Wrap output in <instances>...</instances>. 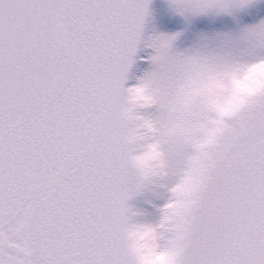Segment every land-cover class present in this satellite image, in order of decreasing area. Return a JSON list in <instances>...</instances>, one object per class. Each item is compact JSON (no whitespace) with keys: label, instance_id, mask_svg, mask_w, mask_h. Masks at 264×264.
<instances>
[{"label":"snow or ice","instance_id":"snow-or-ice-1","mask_svg":"<svg viewBox=\"0 0 264 264\" xmlns=\"http://www.w3.org/2000/svg\"><path fill=\"white\" fill-rule=\"evenodd\" d=\"M168 6L0 0V264H264V0Z\"/></svg>","mask_w":264,"mask_h":264},{"label":"rangeland","instance_id":"rangeland-1","mask_svg":"<svg viewBox=\"0 0 264 264\" xmlns=\"http://www.w3.org/2000/svg\"><path fill=\"white\" fill-rule=\"evenodd\" d=\"M151 18L148 22V30L175 31L182 27V19L174 14L168 6V0H151ZM203 18L193 22V28L199 27Z\"/></svg>","mask_w":264,"mask_h":264},{"label":"clouds","instance_id":"clouds-1","mask_svg":"<svg viewBox=\"0 0 264 264\" xmlns=\"http://www.w3.org/2000/svg\"><path fill=\"white\" fill-rule=\"evenodd\" d=\"M156 259H160V257H157Z\"/></svg>","mask_w":264,"mask_h":264}]
</instances>
